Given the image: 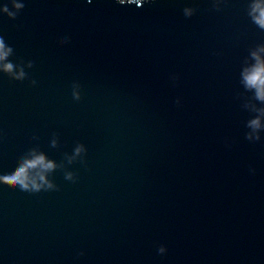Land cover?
Returning <instances> with one entry per match:
<instances>
[{
  "label": "water",
  "instance_id": "water-1",
  "mask_svg": "<svg viewBox=\"0 0 264 264\" xmlns=\"http://www.w3.org/2000/svg\"><path fill=\"white\" fill-rule=\"evenodd\" d=\"M248 2L0 0L28 68L0 71V169L56 161L50 187L0 177V264H264Z\"/></svg>",
  "mask_w": 264,
  "mask_h": 264
},
{
  "label": "clouds",
  "instance_id": "clouds-1",
  "mask_svg": "<svg viewBox=\"0 0 264 264\" xmlns=\"http://www.w3.org/2000/svg\"><path fill=\"white\" fill-rule=\"evenodd\" d=\"M88 2L91 3V0H88ZM118 2L124 3L125 0H118ZM132 2L133 0H128V3ZM13 5L16 9H19L23 7V0H13ZM214 6L220 7L221 0H214ZM3 11H9L7 5H3ZM194 11V5H184L186 15H191ZM247 13L256 25L264 28V0H249ZM15 14V12H9V15ZM11 50V46L5 42L3 36H0V71L19 77L25 74L28 68L27 65H14L12 61L7 59ZM240 80L255 100L264 102V40L257 42L250 48L240 69ZM77 95H79L78 92ZM248 103L252 105L257 114L251 116L247 121L250 128L247 135L249 138H259V130L264 129V104L258 106L251 100ZM53 143H55V140H53ZM82 147L83 145H78L76 152H79ZM54 167H56L54 159L49 158L44 151L33 147L21 156L15 168L0 169V177L18 183L25 189H40L41 187L52 186V181L48 178L47 172ZM68 175H71V173Z\"/></svg>",
  "mask_w": 264,
  "mask_h": 264
}]
</instances>
